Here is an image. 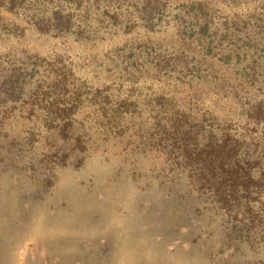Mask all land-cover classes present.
Masks as SVG:
<instances>
[{"label":"trees","instance_id":"16d2710c","mask_svg":"<svg viewBox=\"0 0 264 264\" xmlns=\"http://www.w3.org/2000/svg\"><path fill=\"white\" fill-rule=\"evenodd\" d=\"M46 1L56 6L48 17H39L34 12L36 0H0V43L25 37L26 31L52 32L53 37L78 43L81 54L85 46L106 47L118 33L136 29L145 36L142 42L133 38L132 43L105 48L102 81L91 60L80 65L65 53L41 58L11 47L0 53V129L14 110L29 111L36 115L39 129L52 131L68 147L42 156L46 189L54 185L53 171L88 151L91 130L102 135L103 144L118 142L120 154H127L131 164L144 161L149 173L155 174L153 179L161 178L160 186L183 174L189 195L225 215L233 236L228 235L223 245L234 252H240L242 245L257 250L259 241H264V103L243 108L237 93L243 90H235L232 68L220 45L214 44L212 33L218 23L208 10L211 1L180 3L178 14L170 2L144 0L137 8L140 1L130 2L138 17L126 21L120 20L119 0ZM258 27L264 29V19ZM154 34L161 35L155 43L150 40ZM245 45L263 46L264 34L253 35ZM263 58L264 52L261 62ZM119 65L125 76L111 78ZM255 66L249 74H254ZM177 68L176 77L169 75ZM210 95H233L234 109L220 115L219 110L197 106ZM82 111H87V128L76 118ZM225 260L218 263L264 264Z\"/></svg>","mask_w":264,"mask_h":264},{"label":"rangeland","instance_id":"374dc122","mask_svg":"<svg viewBox=\"0 0 264 264\" xmlns=\"http://www.w3.org/2000/svg\"><path fill=\"white\" fill-rule=\"evenodd\" d=\"M123 1H118L122 3L119 6L120 20L137 19L138 13L130 2L140 1L135 5L137 8L143 6L144 0L142 3L141 0ZM158 1L160 5L170 2L174 10L171 11L178 14L176 8L180 3L209 0ZM210 1L208 10L212 9L210 14L218 23L212 33L214 44L220 45L221 55H226L232 68L235 90H243L242 93L237 91L243 108L251 110L258 103H264V58L260 61L264 45H258L259 48L243 45L253 35L264 34V29L258 27L264 19V0ZM55 6L46 0H36L34 12L39 17H48ZM65 9L67 12V7ZM136 31L130 30L126 35L118 33L108 40L106 47L109 50L129 40L132 43L133 38L137 43L144 41L143 30ZM52 34L26 31L25 37L7 44L0 43V53L8 52L10 47L15 52L36 53L41 58L65 53L80 65L91 60V67L101 71L100 80L105 79L102 62H105L106 47L85 46L80 54L78 43ZM159 38L161 35L154 34L150 40L155 43ZM85 54L86 59L81 60ZM201 56L195 55L197 58ZM253 66L254 74L251 75ZM122 67L114 68L110 77L123 78ZM178 70L169 75L176 77ZM88 78L92 79V76ZM31 82L25 85L27 91L33 86ZM232 96L210 95L197 106L219 110L220 115L230 114L234 109ZM26 112L14 110L0 129V264L264 261V241L260 240L257 250L253 251L242 245L240 252H234L233 247L227 249L223 245L228 235H232L230 225L225 224V215L194 194L189 195L183 174L175 175L169 185L160 186L158 181L161 178L153 179L155 174L149 173L144 161L131 164L127 154H120L118 142L103 144L102 135L91 130L88 151L78 159L71 157L65 168L53 171L54 185L48 191L46 181L43 183L47 166L42 162V156L58 150L66 151L68 147L52 131L39 129L36 115ZM86 112L76 115L82 124L85 123V128L88 126ZM203 206L212 210L202 212ZM208 257L214 258V262H208Z\"/></svg>","mask_w":264,"mask_h":264}]
</instances>
